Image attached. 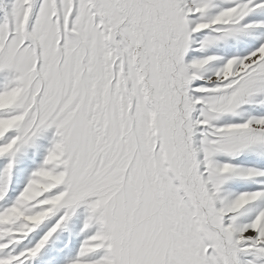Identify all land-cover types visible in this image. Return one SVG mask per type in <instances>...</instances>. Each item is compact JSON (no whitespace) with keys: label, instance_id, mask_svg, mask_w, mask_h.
<instances>
[{"label":"snow or ice","instance_id":"obj_1","mask_svg":"<svg viewBox=\"0 0 264 264\" xmlns=\"http://www.w3.org/2000/svg\"><path fill=\"white\" fill-rule=\"evenodd\" d=\"M0 264H264V0H0Z\"/></svg>","mask_w":264,"mask_h":264}]
</instances>
